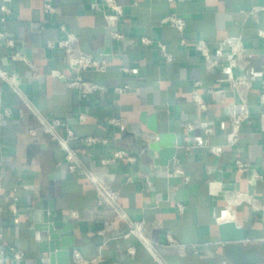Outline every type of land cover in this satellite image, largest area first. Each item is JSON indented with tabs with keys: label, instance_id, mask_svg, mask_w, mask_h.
<instances>
[{
	"label": "crops",
	"instance_id": "crops-1",
	"mask_svg": "<svg viewBox=\"0 0 264 264\" xmlns=\"http://www.w3.org/2000/svg\"><path fill=\"white\" fill-rule=\"evenodd\" d=\"M52 1L58 12L48 13L44 0H0V244L25 253L20 262L7 257L6 264H51L49 233L38 226L52 207L74 223L71 264H79L75 251L86 264H236L228 254L232 242L254 248L264 258L259 102L264 38L258 35L264 9L256 10L264 0H116L122 6L116 25L108 23L105 14L115 10L106 0ZM94 2L100 10L92 9ZM170 13L185 18L182 30L161 22ZM68 31L77 35L84 51L108 61L106 71L83 73L86 80L105 86L87 97L68 84L77 73L66 53L50 45ZM113 31L122 37L115 38ZM231 35H242L253 55V117L243 125L239 142L228 146L227 103L234 94L221 80L226 70L207 68L197 42L206 41L219 60ZM160 42L172 60L164 57ZM196 82L209 103L206 111L192 100ZM123 85L129 88L115 89ZM211 88H225L224 98ZM113 117L121 123L109 124ZM53 119L63 120L81 138L99 137L95 143L71 141L74 169L67 149L44 129V122ZM61 131L65 134L66 128ZM161 133L173 136L177 152L167 165L155 147ZM218 145L223 150L216 153L212 147ZM120 147L129 148L137 162L113 159ZM238 159L250 166L240 170ZM89 173L113 188L123 212L144 222L154 252L135 235L127 236L123 221L100 232L115 213L109 206L99 207ZM257 173L261 178L252 182ZM227 223L233 226L224 233Z\"/></svg>",
	"mask_w": 264,
	"mask_h": 264
},
{
	"label": "built area",
	"instance_id": "built-area-1",
	"mask_svg": "<svg viewBox=\"0 0 264 264\" xmlns=\"http://www.w3.org/2000/svg\"><path fill=\"white\" fill-rule=\"evenodd\" d=\"M134 4L138 3V0H133ZM107 4L115 10V13H107L106 18L110 25H116L118 16L122 14V6L119 5L116 0H106ZM45 10L48 13H54L59 11V7L52 0H44ZM2 9L9 12L10 9L7 6H2ZM92 9L95 11L100 10V7L96 2L92 3ZM264 9L263 6H259L256 10ZM163 24H169L180 30H182L186 25V20L184 17L176 13H170L161 18ZM258 35L264 38V28L258 30ZM113 36L115 38H121L122 34L119 31H113ZM145 42H151L150 39L144 38ZM51 46L57 47L63 50L67 56V62L72 70L77 73L74 79L68 81L69 86L78 87L84 97H87L99 90L105 88V86L94 82L86 80L83 73L87 70L95 71H106L108 68V61L103 56H96L89 52L84 51L80 45L76 34L68 31L66 36L57 40L56 42H51ZM160 48L167 60H172L173 56L168 52L167 47L164 43H159ZM197 48L200 50L205 58L207 68L220 67L226 70V77L221 80L229 84L230 90L234 94V99L227 103V110L231 121V129L227 134V145H235L240 140V134L243 125L248 122L253 117V112L251 105L249 103V92L253 86V80L250 74L251 58L253 55L248 51L244 43V38L242 35H231L228 36L224 41V55L219 59H214L209 44L200 40L197 42ZM19 54H15L14 58H18ZM261 58L264 60V53L261 54ZM6 75V74H5ZM200 82H196V86L191 92V97L199 111H206L209 107V103L205 99L203 92L199 89ZM129 88V85L116 86L115 89L119 92H124ZM217 94L220 98H224L226 89L225 88H211L208 90ZM259 102L263 109L260 115L261 125L264 131V82L262 89L259 94ZM87 115L82 113L80 115V120L85 121ZM108 123L111 125H118L121 120L118 118H109ZM61 128H66L65 134L61 131ZM44 129L46 132L50 133L54 138L60 140L64 148L67 149V158L70 160V168L74 169L76 164L73 162L75 159L74 148L71 146V141L84 140L87 143H95L99 140L97 136H87L81 138L75 134L69 127L65 125L61 119H53L49 122H44ZM210 131V129H208ZM212 150L219 153L223 150L222 146H213ZM113 159H125L130 164L136 163L138 158L132 151L127 147H120L114 150ZM106 162V160H103ZM237 167L240 170H245L250 166V162L244 159L237 160ZM90 178L96 182L98 191V205L100 208L104 206H109L113 213H115V218L105 222L104 228L100 231L102 233L109 232L113 230L115 224L118 221H123L128 225L127 236L135 235L140 239L152 252H154V247L151 242L146 237V227L143 221L134 220L130 218L125 212H123L118 203V195L113 190V188L108 185L105 181L98 179L93 173H89ZM261 178L260 174H255L251 179L252 182H256ZM179 207L183 209V205L179 204ZM12 210L16 211L15 204L12 205ZM76 216L77 213L73 212ZM3 238V233H0V239ZM170 243L172 245L177 244V242L170 238ZM131 253H135L134 248H131ZM12 256L14 260L20 262L24 259L25 253L21 250H17L12 246L5 244H0V264H6L7 257ZM74 258L79 262V264L88 263L79 251L74 252Z\"/></svg>",
	"mask_w": 264,
	"mask_h": 264
},
{
	"label": "water",
	"instance_id": "water-1",
	"mask_svg": "<svg viewBox=\"0 0 264 264\" xmlns=\"http://www.w3.org/2000/svg\"><path fill=\"white\" fill-rule=\"evenodd\" d=\"M155 147L161 152V164L163 165H167L169 160L177 154L173 136L169 133H161L160 140ZM50 212V215L44 213L45 221L38 227L49 233L51 264H71L70 247L75 242L74 223L65 221L62 211L56 210L55 207H52ZM38 216H40L39 213ZM230 226H233V223L224 224L223 232L225 233V228ZM228 254L236 264H260L264 259L255 252L254 248L245 249L240 242L230 243Z\"/></svg>",
	"mask_w": 264,
	"mask_h": 264
}]
</instances>
